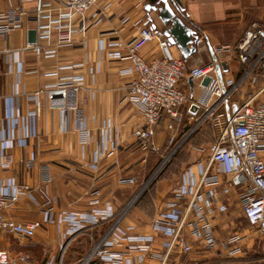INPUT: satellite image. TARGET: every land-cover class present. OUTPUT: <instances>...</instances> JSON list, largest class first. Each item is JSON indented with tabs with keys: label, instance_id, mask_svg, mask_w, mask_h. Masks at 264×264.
I'll list each match as a JSON object with an SVG mask.
<instances>
[{
	"label": "built area",
	"instance_id": "built-area-1",
	"mask_svg": "<svg viewBox=\"0 0 264 264\" xmlns=\"http://www.w3.org/2000/svg\"><path fill=\"white\" fill-rule=\"evenodd\" d=\"M113 1L41 0L35 11L31 12L23 6L3 9L0 0V38L23 29L28 23H36L37 43L30 45L35 50H43L46 56H57L58 49L63 46H85L87 28L107 14ZM135 27L136 34L127 41L117 36H103L99 49L109 50L108 54L113 59L125 56L129 59L130 63L120 73L130 76L127 97L141 111L142 121L132 131L140 148L145 152L161 150L154 141L155 128L166 118L171 119L169 128L180 125L185 117L195 122L188 134L210 123L214 129V141L200 148L201 152L207 154V160L188 167L182 173L181 183L174 189L175 200L168 202L166 209L159 212L152 222L153 231L164 237L161 249L154 246L155 234L136 235L133 233L134 226L122 227L120 218H117L83 264H133L129 253L136 251L139 252L137 261L140 263L145 262L146 254H149L148 258L159 260V264H169L177 249L183 254L192 252L188 232L206 248L217 250L221 256L236 258L242 252L241 243L249 237V232H259L264 239V24L258 20L252 21L236 44L211 45L209 61L194 66H188L183 57L173 53L163 27L147 24L142 19L135 20ZM53 38L56 39L55 47L47 48L43 43ZM150 42H155L162 54L149 61L141 50ZM194 43L196 53L200 52L206 47L205 34L196 31ZM234 54L241 64L239 75H228V67L220 78L218 64L225 62L229 65ZM22 67L20 63L19 69L22 70ZM62 70H70L71 73L63 76L60 74ZM96 72V67L89 65L88 59L60 64L49 74L56 76L57 81L36 90L29 95V99L38 100L39 95L45 92L52 108L64 113L75 110L80 91L88 88V77H95ZM190 76L199 83L201 94L193 98L184 110L187 93L182 83L187 82ZM207 76L210 82L204 87L202 81ZM239 92H242L239 99H234ZM16 101L17 97L8 100L9 124L0 128V233L26 238L36 235L40 223L17 221L5 215V211L14 208L23 197L39 207L45 223L61 226L66 222L65 236L111 220L114 212L110 208L94 209L91 213L63 211L56 217L53 198L38 195L39 192L43 193L42 188H33L15 176H2V172L14 162L11 148L25 147L30 138L38 134L36 112L22 115ZM21 128L24 132L18 136L16 131ZM77 130L83 134L84 141H88L87 118L83 115L77 119ZM174 137L173 134L170 139ZM108 144L106 138L101 150L94 155V165L106 153ZM34 160V154L22 158L26 168H31ZM222 173L235 176L244 186L240 203L250 227L249 232H233L228 237V249L224 252L219 249L220 242L214 228ZM122 182L134 184L136 178L131 176ZM229 187L224 188L225 193L229 192ZM178 200L185 203L184 208L180 207ZM218 208L227 210L226 205ZM191 215L193 219L189 218ZM30 261L29 254L20 252L13 255L9 250L0 248V264H25ZM44 264H62V261L55 254H49Z\"/></svg>",
	"mask_w": 264,
	"mask_h": 264
},
{
	"label": "crops",
	"instance_id": "crops-1",
	"mask_svg": "<svg viewBox=\"0 0 264 264\" xmlns=\"http://www.w3.org/2000/svg\"><path fill=\"white\" fill-rule=\"evenodd\" d=\"M1 1L3 9L23 6L33 12L41 0ZM150 1L156 0H114L108 7L107 14L87 28L84 35L87 40L85 46L81 44L63 46L58 49L57 56H46L43 50H35L28 43V31L37 28L36 23H28L23 29L0 38V128L9 124L8 100L17 97L16 102L22 115L27 116L29 112H36L38 133L30 138L25 147L11 148L14 162L9 169L2 172V176H15L33 188H42L43 193L39 192L38 195L53 198L56 217L63 211L91 213L94 209L110 208L114 212V217L111 221L105 222L106 224L111 226L120 218V225L134 226L133 233L136 235L155 234L154 246L161 249L164 237L153 231L152 222L159 212L166 209L168 202L175 200L174 189L181 183L182 173L188 167L207 160V154L201 152L200 148L208 143L196 144L191 141L187 147L189 155L182 159L184 165L182 173L158 179L147 191L146 200L131 206L141 185L138 184V180L136 184L123 183L122 180L131 176L138 179V167L148 165L147 158L138 157V151L142 149L132 134L134 127L142 121V115L140 108L132 104L127 97V82L130 76L120 73V70L130 63L129 59L126 56L122 59H113L108 54L109 50L99 49L100 39L105 35L117 36L123 41L132 38L137 32L135 27L137 19L165 29L166 26L160 20L158 12L146 9L145 4ZM181 2L184 6L179 12L181 16L196 31L203 32L206 36V47L186 60L188 66L207 63L204 53L210 57L211 45L236 44L252 21L258 20L264 24V0H181ZM43 44L52 49L55 47L56 39L53 38ZM171 49L175 55L182 57L176 45H172ZM141 54L150 61L161 55L162 51L155 42H150L142 48ZM84 59H88V64L96 67L97 72L95 77H88V88L80 91L77 109L64 113L60 109L52 108L45 92L39 95L38 100L29 99V95L36 90L57 81L56 76L49 74L55 71L58 65ZM20 63L23 65L22 70L19 69ZM228 67V75L235 77L239 75L241 66L237 55L234 54ZM70 73V70L60 72L63 76ZM182 87L186 93L193 95V98L201 94L197 81L191 86L187 79V82L182 83ZM81 115L87 118L88 141H84L83 134L77 130V119ZM186 119L187 117L180 125L169 128L171 119L166 118L161 125L156 126L154 141L162 148L167 131L175 135L179 130L183 131L187 124L193 123ZM212 131L214 136V129ZM23 132L24 129L21 128L16 134L20 136ZM185 135L188 136V132ZM106 138L109 141L108 149L94 165V155L101 150ZM32 154L35 155V160L31 168H26L22 158H29ZM220 179L214 228L220 242L219 249L224 252L228 249L226 243L228 237L233 232H249L250 227L240 203V194L244 186L233 175L222 173ZM228 186L229 192L225 193L224 188ZM178 203L180 207H185L182 200H178ZM221 205H226L227 210H219L218 207ZM5 215L17 221L40 223L36 235L32 238L0 233V248L9 250L13 255H17L18 251L12 246V239L27 240L23 245L24 249L27 248L31 261L25 264H44L47 258L44 253H39V250L44 246L56 248L58 241L65 237L67 223L63 222L61 226L45 223L39 207L26 197L21 198L14 208L7 209ZM189 218L193 219V215ZM107 226L88 227H98L97 236L91 234L90 251L106 232ZM86 229L72 236L83 233ZM187 235L193 246L192 252L183 254L177 249L169 264H212L222 261L223 257L218 258L213 249L206 248L201 241L191 237L189 232ZM126 244L127 242L124 247ZM241 247L242 252L236 255L237 258L259 251L258 258L264 259V239L259 232L253 230L249 232V237L241 243ZM138 254L137 251L129 253L133 264H159V260L150 258L140 263L137 261Z\"/></svg>",
	"mask_w": 264,
	"mask_h": 264
},
{
	"label": "rangeland",
	"instance_id": "rangeland-1",
	"mask_svg": "<svg viewBox=\"0 0 264 264\" xmlns=\"http://www.w3.org/2000/svg\"><path fill=\"white\" fill-rule=\"evenodd\" d=\"M204 59L206 61L207 60L209 61L210 59L209 54L204 53ZM245 90L247 91V88H244V91ZM241 93L242 92L236 93L233 98L239 99V95ZM192 99H193V95L187 93V102L184 105V107L187 106V104ZM193 125L194 122L191 124H187L188 127H186L183 131L179 130L178 133L175 134L173 140L170 139L171 134L169 133V131H167L168 133L167 136L165 137V141L160 150L161 152L160 155L159 153L154 154L152 152H145L143 150L138 151V157L141 156L142 159L147 158L148 162L146 164L148 165L146 167H138V179L137 177L134 176L136 178V183L138 180V184L141 185V189L138 190V195L136 196L135 200L132 202L131 206L134 204H138L142 200H146L147 191L154 185V183L158 179L169 177V175L176 176L182 173V170L184 168V165L182 164V159L188 157L189 152L187 147L189 146V143L191 141L196 144H207L212 140L211 135H213V132L210 123L203 124L201 128L200 127L198 128L199 130H197V128L194 129L195 131L197 130V132L193 131L188 136H186L185 133L188 132ZM150 160L152 161L150 162ZM102 225L107 226L108 224L104 222L100 226ZM109 227L110 226L108 225L107 228ZM97 232H98V227L87 228L86 230L83 231V233L77 234L72 237L70 235H66L64 239L62 240L60 239L58 241L59 243L57 244L56 248L44 246V248H41L39 250V253L42 254L44 253L46 258H48L49 254H55V256L58 259H61L62 264H83V262L85 261L86 258H88V255L90 253L91 238H92L91 234L93 235L95 234L96 237ZM54 236H56V234ZM23 242L26 243L27 240L22 241L20 239H12V246L14 248H17L18 253L24 252L26 254H29L26 250L27 248L24 249ZM213 251L215 252L213 253L216 254L218 258L220 257L223 258L222 261L220 260V262L218 263L215 262L212 264H264V259L258 258L260 254L259 251L258 252L254 251V253L252 252L250 254L244 255L243 257H239V258L232 257L231 259L225 256H221L220 254L217 253V250H213ZM42 254L40 257L41 259L43 256ZM148 255L149 254H146L147 257L146 259H148ZM253 258L255 259L251 261Z\"/></svg>",
	"mask_w": 264,
	"mask_h": 264
},
{
	"label": "water",
	"instance_id": "water-1",
	"mask_svg": "<svg viewBox=\"0 0 264 264\" xmlns=\"http://www.w3.org/2000/svg\"><path fill=\"white\" fill-rule=\"evenodd\" d=\"M145 7L148 11L154 10L158 12L160 20L165 27V33L169 37L172 45H176L182 54V57L187 60L190 56L197 52V47L194 43L196 37V30L190 26L179 13L184 9L181 0H156L155 2H147ZM28 43H37V30L31 28L28 31ZM218 75L223 76V71L228 70V65L221 62L217 66ZM189 84L192 86L194 79L192 76L188 78ZM210 77L203 79L202 85L208 86Z\"/></svg>",
	"mask_w": 264,
	"mask_h": 264
},
{
	"label": "trees",
	"instance_id": "trees-1",
	"mask_svg": "<svg viewBox=\"0 0 264 264\" xmlns=\"http://www.w3.org/2000/svg\"><path fill=\"white\" fill-rule=\"evenodd\" d=\"M211 126H212V125H211ZM187 127H188V126H187ZM212 129H213V127H212ZM197 130H199V129L197 128ZM197 130H196L195 132H197ZM195 132H194V133H195ZM212 132H213V131H212ZM211 136H212V140H211L209 143H211L212 141H214V136H213V135H211ZM209 143H208V144H209ZM152 153H154V154L159 153V155H160L161 152L159 151V152H152Z\"/></svg>",
	"mask_w": 264,
	"mask_h": 264
}]
</instances>
